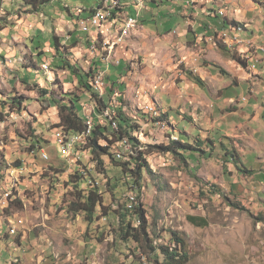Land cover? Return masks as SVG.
I'll use <instances>...</instances> for the list:
<instances>
[{
	"label": "rangeland",
	"instance_id": "374dc122",
	"mask_svg": "<svg viewBox=\"0 0 264 264\" xmlns=\"http://www.w3.org/2000/svg\"><path fill=\"white\" fill-rule=\"evenodd\" d=\"M98 2L99 0H52L32 14H44L45 19L39 14L41 19L38 24L47 25L52 35L57 34L66 40L72 32H75L81 40L85 35L79 29L78 18L85 16L79 17V9L92 8ZM134 3H136L134 9L128 8L125 17L134 13L136 15L137 11L140 12L141 19L138 24H133L125 44L117 49L112 57L114 58L117 53V59L120 54L121 64L124 67L123 70H117L113 66L119 68V65L111 66V71L114 72L111 73L117 77L115 84L117 93L112 102L115 111L121 107L123 114L142 127V132L135 134L139 136V141L135 142V145L139 150L142 147L148 152L146 157L153 173L146 174V181H143L142 185L139 187L135 185L134 193L138 198L137 204L142 202L145 205L149 220L154 223L151 228L154 232L153 238L156 243H169L170 241L165 239L170 238L167 231H179L187 242L189 254L188 261L183 264H264V204L260 202L264 197V186H257L249 176L251 173L246 172L250 167L253 168L254 173L257 172L259 151L247 145L251 143L246 138L237 139L246 145L242 155L236 158L238 166L235 162L227 161H232V158L224 155V152L236 148L227 140L225 142L229 148L222 145L221 132L215 128L217 117L222 114L217 111L214 104L218 105L220 98L217 99V90L213 88L215 79L206 77V72L210 73L207 69L211 68L221 74L222 78L217 80L222 87H225L223 98L236 100L240 90L238 91L239 88L236 86H226L229 85V78L224 76L225 70L218 67L214 60L211 61L214 63L213 66H210L209 60L215 58H208L210 55L207 57L204 54L205 50L202 51V46L199 44L197 48L196 40L191 39V37L197 39L201 34H196L195 27L186 23L188 18L186 16L191 6L186 5L184 13L187 12V15L184 16L179 7L183 6L182 3H166L165 6L158 7L149 0L147 4L152 6L154 11H151L152 16L146 18L144 0L130 1V4ZM66 4L75 7L77 23L66 9ZM18 6V11L13 12L30 14L28 7L22 4ZM197 6L199 5H194L193 9ZM119 11L116 12L117 16L121 14ZM207 13L217 17L219 23L211 27L210 24L208 25L207 42L202 43L224 46L221 32L226 31L229 33L226 44H231L234 39L231 30L223 26L238 22L228 17V6L225 4L217 10H207ZM44 20L47 22L44 23ZM21 30L32 33V30L30 31L26 26L21 27ZM216 30H218L217 34H213ZM32 34L37 38L41 33L33 28ZM40 40L45 46V36L38 38L37 42L30 39L28 45L32 47L40 45ZM67 44L66 47L70 48L67 56L69 58L73 53L71 49L73 40L68 41ZM250 44L257 45L252 42ZM262 47L264 46L255 48V55L245 53L248 55V65L249 59L256 56ZM83 56L84 58L80 59L71 57L73 61L68 60L88 72L89 57ZM47 58H50L51 62V72H48L47 76L53 77L52 72L55 69L56 72H60L57 78L51 79L52 84L46 82L45 88L52 92V97L48 95L43 99L44 101L37 100V102L34 101L36 97H31L26 101V93L16 87L10 93L11 97L7 98L0 107V181L6 180L9 169H16L15 165L18 161L23 163L21 171H25L21 173V184H25L21 185L18 195L8 204L0 205L2 208L0 209V264H147V257L145 258L142 252L136 255L131 248L125 249V245L116 247L113 237L106 238L103 243L96 239L103 228L107 227L109 231L111 214L105 215L99 210V218L92 221L91 229L87 232L86 214L75 213L70 208V202L79 198L76 189L65 183L70 173L78 170L79 174H84L81 187L85 193L96 186H99L101 192L106 187L107 181L104 182V178L89 169L91 164H94V162L88 163L86 158L91 156L92 161L89 144L80 147V158L83 157L81 161L78 159L70 166L63 160L68 164L64 172H58L52 165L50 166V164L59 165L62 161L61 158L55 157V154L52 160L46 162L39 155V147L36 146L37 154L33 153L32 146L37 143L38 138L43 146L48 147L52 139L53 126L59 122H57L59 111L53 105L55 103L53 98L61 101L64 96L73 97L78 101L83 98L85 102L94 101L89 98L86 89L78 84V78L69 69H60L59 61H54L55 58L53 59L50 53L46 54V58L37 57L38 63L35 62V65L40 66L42 62L47 61ZM250 66L252 69L257 68L256 63ZM38 73L42 79H45L44 68H40ZM191 73L201 78L203 84H198L194 78H190ZM26 77H30L29 73H26ZM108 83L111 88L112 82ZM28 84L22 83L19 87L37 88ZM55 84L56 87H52ZM247 87L248 84L245 83L239 97H243L242 91ZM21 95L24 96L22 99L24 102L18 109L13 104V98L15 96L20 98ZM49 102L52 106L49 104L46 108L44 104ZM85 102H80L81 112ZM37 103L41 105L38 106ZM149 104L153 108L151 111L167 110V113L161 116L162 119L164 118L163 125L159 124L162 125L161 127L158 125L159 120H152L154 114L145 110V106ZM38 112L45 116L43 121ZM96 115L95 113V120ZM102 118L104 119L100 116L101 121ZM33 126L40 127V133L35 134L38 135L37 137H34L30 129ZM206 129H211L210 134ZM32 138L36 140L33 141ZM178 138L187 140L199 148L204 146L208 153L200 150L197 154H187L188 158L181 160L173 152H165L155 146L168 145ZM208 139L214 140L212 146L214 148L208 144ZM51 149L55 150V142L51 145ZM128 149L129 146H126V154L130 155ZM114 160L105 157V172L108 173H105L101 167H97V170L103 171L107 179L108 177L128 179L129 172H123V165H116ZM84 170L101 184H91ZM256 180L261 184L258 176ZM112 181L111 189L116 187L114 189L116 196L127 204L132 189L129 185ZM7 184L8 181L2 182L0 193ZM105 190L104 197L108 210L110 207L115 208V195ZM190 216L205 218L207 221L197 219L193 223ZM19 217L24 219L27 235H20L15 245H11L14 238L8 236H13L16 218ZM1 219L8 220L1 221ZM160 236L163 238L159 239ZM144 246L147 248L144 250L146 256L153 260L154 255L147 247L146 241Z\"/></svg>",
	"mask_w": 264,
	"mask_h": 264
},
{
	"label": "crops",
	"instance_id": "0c3cea01",
	"mask_svg": "<svg viewBox=\"0 0 264 264\" xmlns=\"http://www.w3.org/2000/svg\"><path fill=\"white\" fill-rule=\"evenodd\" d=\"M128 1L130 2L132 0ZM186 1L187 0H179L177 3V1L173 0H155L154 4L159 7L165 6L166 3H182L183 6L179 7L182 9V15L185 16L187 15V12L184 13V11H186ZM19 4L20 3L18 0H0V107L3 106L7 98L11 97L10 93L16 87L26 93V101H29V98L31 97H36L34 99L36 102L37 100L42 101L48 95H52V92L43 98L41 97V94H39V89L42 90L45 88L46 82H50L52 84L51 81L54 80L55 77L57 78V75L60 74V72H56L55 69L52 72L54 75L53 77L47 76V73L51 71H46L44 67L46 64L51 63L50 58H47V61L44 63L42 62L40 66L35 65V62L38 63L37 57L43 56L46 58L47 53H50L53 59L55 58L54 61H58V59H60L53 42L54 35H52V32L47 27V25L41 23L38 24L41 19L40 15H42V19H45L43 13H30L23 15L13 12L16 10L18 11ZM196 4L199 6L193 9L194 5ZM225 4L228 6V17L230 20H235L242 25L241 26L240 24L234 22L225 24L223 26V28H230L231 26L230 30L234 38L231 41L232 43L230 42L231 44L226 45H233V50L238 51L241 54V57L242 54L245 53L255 55V49H253L250 43L252 42L257 44V47L264 46V0H191L192 8L188 10L189 12L188 16H186L188 17L186 19V23L195 27L194 32H196V34L201 33L198 35L197 39L191 37V39L193 38L194 41L196 40V47L200 44L202 46V51L205 50L204 54H206L207 57L210 55L208 58H215L209 60V65L213 66L215 63L218 67H221L225 70L226 73L223 72V74L225 77L229 78V85H226L227 87H238V91L240 90L239 94L241 95V90L245 87V83L248 84L247 89L242 91V98L239 97L240 95L237 96L238 98L236 100L231 98H223L225 95V87H222L220 82L217 80L222 78L221 74L219 71L215 72L211 68L207 69L210 71V73L206 72V77L215 79L216 82L213 88H216L217 90V99L220 98L219 104L214 105L217 111L222 114L217 117L215 124V128L221 132V141H231L232 145H234L240 155H242L246 145H244L242 141H237V139L243 140L246 138L251 143L247 145L259 151V155L257 157V172L254 173L252 167H250L248 170L252 171L250 172L251 174L249 176L253 178L254 183L261 187L264 186V51L260 50L256 56L251 57V59H249V67L245 68L232 57L231 53L233 51L231 49L225 46H217L219 44L213 45L210 43H202L207 42L206 37L208 36V33L204 30L208 28V25L210 24L211 27V25H216L219 23V19L215 16L208 15L207 10H217ZM134 6L135 4H133L131 7L134 9ZM92 8L87 9L90 10ZM128 8H130V5L126 6V8H121L119 11L121 14H118L112 23H105L102 26L93 28L92 34L82 32L86 38L84 36L81 40H79L78 35L75 32H72L70 37L66 38V40H63L62 42L64 45H68V41L73 40L74 43L75 39L78 40V43L71 48L73 52L69 57L71 61H73V58H84L83 55H85L89 57L88 63H90V68H98L102 64L101 61L103 59L100 55L93 56V53L90 51V38L94 34H97V36L100 38H103L106 35L109 36L111 34L116 35L118 30L123 25L122 22L125 18L126 12L128 11ZM66 9L76 21L73 6H66ZM146 10V18L153 15L151 13V11H154L152 6L147 4ZM221 12L224 13L223 10ZM2 18L3 20H1ZM46 22L47 21L44 20V23ZM32 23L33 25H31ZM23 26L29 28L30 31L32 30V33L34 28L41 34L37 38L33 37L32 33L26 32V30H21V27ZM234 26H239L242 28L244 26V28L242 31L236 32L233 31ZM217 31L218 30H216L213 34L217 33ZM43 36H45L46 40L45 46H43L42 40H40V45L35 47L28 45L30 39L37 42V39L42 38ZM121 47L122 46L119 48ZM116 55L111 61H105V65H119V58L121 59V57L119 54V57L116 59ZM212 60L215 62L212 63ZM254 63L257 64V68L252 69L250 65ZM113 67L117 70H120V68H117L116 66ZM40 68H44L45 70V79H42L38 73ZM26 73H29V78L26 77ZM22 83H29L28 85L30 87L37 86V88L27 89L26 86L19 87V84L21 85ZM52 87H56V84L52 85ZM108 87L110 89L109 84ZM81 102H85V100ZM241 102L245 103L242 104ZM222 103H224V105H222ZM38 104L41 105V103H37V105ZM163 112L167 113V110ZM241 113L244 115H240ZM38 115L40 116L41 121H43L45 116H43L40 112H38ZM58 121H60V118L57 120V122ZM39 128L37 131L38 133H40ZM206 131L209 132L211 129H206ZM257 176L259 177L261 184L256 180ZM261 200L262 201L260 202L264 204V197L261 198Z\"/></svg>",
	"mask_w": 264,
	"mask_h": 264
},
{
	"label": "trees",
	"instance_id": "16d2710c",
	"mask_svg": "<svg viewBox=\"0 0 264 264\" xmlns=\"http://www.w3.org/2000/svg\"><path fill=\"white\" fill-rule=\"evenodd\" d=\"M52 0H18V2L22 5H25L29 8V12H36L39 11L43 6L50 3ZM149 1V0H147ZM155 2V0H152ZM175 1V0H173ZM147 3V2H146ZM135 4V3H134ZM133 4L130 5V9ZM66 6H69V4H66ZM119 3L116 4L115 8L117 10H121V8L124 7H118ZM129 9V10H130ZM115 10V12L117 11ZM190 10V9H189ZM79 17L81 16H87L88 9H84L81 7L79 9ZM130 12V11H129ZM93 16V15H92ZM141 19V18H140ZM3 20V18L1 19ZM140 21V20H139ZM79 26V24H78ZM80 29V28H79ZM82 32V30L80 29ZM205 32H208V28ZM90 34L89 32H86ZM217 34V33H215ZM92 38V37H91ZM91 38H90V44H91ZM53 42L57 51V54L59 55L58 61H59V68L60 69H69L71 73H73L78 78V84L85 88L87 91V94L89 95L90 99H95L97 101L96 106V125L93 134H91V142L89 144L91 148V154L92 159L94 161H97L96 167H101L105 172V157L109 158L110 160H114V152L113 147L117 140L122 138L123 136H126L129 138L130 141H132L131 148L129 150V154L134 156V166H131L129 162H123V161H115L116 165L122 166L123 165V172L128 173L129 172V178L126 180L119 179V178H113L108 177L105 192H112L115 195V208L110 207L109 210L106 206V199L104 197V190L101 192L99 186H96L95 188H90L88 193L84 192V189H82L81 184H83V178L82 176L84 174H79L78 170L75 172L70 173V176L68 180L65 182L69 185H72L74 189H76L77 194H79V198L76 200L74 199L72 202H70V208L74 210L75 213L84 212L87 216V225L88 230L90 231L92 226V221H95L99 218V210L101 213H104L105 215L110 216V224H109V231L107 230V227L103 228L100 231V234L97 235L96 232V239L103 243L106 238L113 237L114 245L117 247L119 245H125V249H132V251L137 255L139 252H142L145 256V258L148 260L147 264H183L186 261H188V251H187V242L182 237V234L177 230H168V234L170 238H165L166 240L170 241L169 243H156L155 239L153 238L154 232L151 230V228L154 226V223L151 222L149 219V216L147 215V210L145 208V205L141 202L137 204L138 198H136L135 201L131 199V196L133 193H130L129 200L126 204L125 202H122L117 196L114 191L116 187L111 189V183L114 181L121 182L124 185H129V187L134 191L136 187H139L142 185V182L146 181V174H151L153 171L151 170L150 163L148 162L147 155L148 152L144 151L142 147L141 150H139V147L135 145V142L139 141V136L135 135L136 132H142V127L136 123L133 122L131 118L123 114V110L118 108L117 115H115L116 119L118 120L119 124V130L116 131L114 128H112V125L107 119H103L101 121L100 116L102 115L103 111L107 107H111V103L113 101V95H114V87L117 83L116 76L112 73V75H108L107 79L108 82L111 83V88L107 89V94L103 95V98L98 97V93L93 88L92 84L90 83V79L92 78V75L94 74L93 68H90V70L87 72L81 68L75 63H72L69 61L67 56L69 55L70 48L66 47V45L63 44V38L61 36L54 34L53 36ZM78 43V40L75 39L73 46H75ZM72 46V47H73ZM224 47V46H222ZM226 47V46H225ZM232 57L240 63L243 67H246L247 58L241 57L237 52H232ZM61 63V64H60ZM122 63V62H121ZM119 64L120 70H123L124 67L122 64ZM114 76V77H113ZM190 78H194L195 81L198 84H203V81L199 77H195L193 73H191ZM39 92L41 94V97L45 98L49 91L46 90V88H43L42 90L39 89ZM24 96L14 97L13 104L16 105V107L19 109L22 103L24 102L23 99ZM52 97V95H51ZM61 101L57 100L56 98H53V101L55 102L53 105H55L56 108H58L59 111V118L60 121L53 126V130L55 128H63L65 133L68 135H74L82 132L85 129V123L82 116V112L80 111V102L78 99H75L73 97H64ZM80 99V98H79ZM44 104V103H43ZM49 102L47 105L44 104L46 108L49 107ZM52 106V104L50 105ZM151 114H154L152 117V120H159L162 121L163 119L161 116L165 113L161 111L156 112H150ZM147 114V113H146ZM148 115V114H147ZM164 121V120H163ZM170 121V120H165ZM171 122V121H170ZM39 128V127H38ZM38 128L33 126L30 127L31 131L33 132L34 137L35 134H38ZM218 130V129H217ZM133 132V133H132ZM211 131H209L210 134ZM208 134V135H209ZM207 135V136H208ZM31 140L35 141V138H32ZM202 141V140H198ZM40 138L37 139V143H35L32 147L33 150L36 149V146L38 148V152L40 155V148L44 147L47 152L50 155V159L52 160L53 154H55L57 158H61L59 153L56 149V143H55V150L51 149V145L54 144V141L51 139L50 144L48 147L43 146L41 143ZM49 140L46 141L48 143ZM224 146L227 147L226 142L222 141ZM139 143V142H138ZM197 143V142H196ZM214 140L208 139V144L212 147L214 145ZM156 147L160 148L161 150L165 152H173L176 156H178L181 160L187 159L188 155H193L194 153H198V151L201 150V152L208 153V150L203 148H199L197 145L187 142V140H172L168 143V145H155ZM48 148V149H47ZM214 148V147H212ZM229 148V147H227ZM55 151V152H54ZM228 151V150H226ZM52 154V156H51ZM140 154V155H139ZM224 155L231 156V163H236L238 166V163L236 161V158L240 157V153L238 150L233 149L230 152H224ZM226 159V158H225ZM60 164H56L54 166L52 165L54 170H58V172H64L66 171V168L68 167V164L63 162L64 159L61 158ZM94 161H89L94 162ZM23 163L21 161L16 162L15 166H22ZM115 165V164H114ZM103 172V171H102ZM103 172V173H104ZM246 172H252L250 170H246ZM108 173V172H105ZM106 175V174H105ZM109 180V181H108ZM136 185V187H135ZM193 223L196 222L197 219H202L203 221H207L205 218H197L195 216H190ZM263 219V218H260ZM140 220L141 222L138 223L137 221ZM117 223V225L115 224ZM163 238V236H160L159 239ZM146 241L147 247L152 251V255H154V259L149 258L146 256V252H144L145 249H147L144 246V242ZM127 254V251L125 252Z\"/></svg>",
	"mask_w": 264,
	"mask_h": 264
},
{
	"label": "built area",
	"instance_id": "2783aa9c",
	"mask_svg": "<svg viewBox=\"0 0 264 264\" xmlns=\"http://www.w3.org/2000/svg\"><path fill=\"white\" fill-rule=\"evenodd\" d=\"M177 1V0H175ZM187 7L191 6V0H187L186 2ZM126 5H131L128 0H119V6L118 7H124L126 8ZM114 8H111L108 6L107 0H99L98 4L93 7L92 9H88V15L87 17V25H82V32H87L88 29H91V16L96 14H103L104 18L110 19V12L113 11ZM189 9V8H188ZM73 10L75 11V7L73 6ZM140 20V19H139ZM223 45L227 48L233 50V45H226V39L222 41ZM253 49H255L257 46H252ZM92 50V49H90ZM102 64L98 68H93L94 74L92 75V78L90 79V83L92 84L95 91L98 93L99 98H103V95L107 94L108 89V82H107V76L109 75L111 71L112 65H105V59L101 61ZM121 63V59L119 58V64ZM50 64V63H48ZM115 97V95H114ZM94 101H88L87 103H84V107L82 110V116L85 123V129L74 135H68L65 133L63 128H57L53 130L52 134V140L56 143V149L59 153L60 157L64 159L70 166L74 164L75 161L80 159V161L83 159V157L80 158V147L90 144L91 142V132H94L96 121H95V113L96 111V100L92 99ZM145 110L147 109V106H145ZM104 113V119H107L110 124L112 125V128L114 130L118 131L120 128L119 125L116 123V111L114 110L113 102L111 103V107H107L103 111ZM126 146H131L127 143L125 136L117 140L113 147L114 157L118 161L123 162H129L131 166H134V156L133 155H127L126 154ZM91 150V148H90ZM34 154H37V150H33ZM92 155V154H91ZM40 157L43 161H48L50 159V155L47 152V150L42 147L40 148ZM87 161H91V156L86 157ZM92 161H94L92 159ZM97 162L94 161V168H91L90 170H94L99 177L104 178V182L107 181V177L105 173L99 172L97 170ZM17 173H25V171H21V166H16ZM88 173V172H87ZM6 181V180H3ZM3 181H0V185ZM25 183H22L21 185H24ZM96 184H101L99 180L96 179ZM133 193V201H135V193ZM6 204V201L4 202V205ZM8 220V219H1ZM22 229H24L22 231ZM26 226L24 219L22 218H16V225L14 227V234L13 236H8L11 238H14L11 242V245H15V241H17V238L20 235H27V232L25 231Z\"/></svg>",
	"mask_w": 264,
	"mask_h": 264
},
{
	"label": "bare ground",
	"instance_id": "6f19581e",
	"mask_svg": "<svg viewBox=\"0 0 264 264\" xmlns=\"http://www.w3.org/2000/svg\"><path fill=\"white\" fill-rule=\"evenodd\" d=\"M108 6L111 8H114L113 11L110 12V19H106L104 18L103 14H96L91 16V29H88L87 32H89L90 34H92V30L93 28H97L99 26H102L105 23H109L112 20H114V18H116V12H115V6L116 4L119 3V0H107ZM136 5V3H135ZM147 3L144 0V6L143 8H146ZM142 8V9H143ZM223 14V12H221ZM139 14L140 12H136L132 14V16H127L124 18V24L123 26L118 30V33L116 35H109V36H104L103 38H100L99 36H97V34H94L91 38V44H90V50L93 53V56H97L100 55L102 56V59L105 61H111L112 57L115 53V51L122 45L125 44L126 38L129 36L130 32H131V28L133 26V24L135 23H139ZM78 24H79V28L82 30V25H87V18L82 17L78 19ZM231 29V26H230ZM233 31H242V27L239 26H234ZM221 37L224 39H228L229 38V33L226 31L221 32ZM251 46H254L253 44H251ZM262 50H264V47L261 48ZM245 58H248V55L244 54ZM45 70L46 71H50V64H46L45 65ZM109 89V88H108ZM117 90H115L114 95H116ZM114 95H113V100H114ZM147 111H151L153 108L152 106L149 104L147 105ZM157 109L151 111V112H156ZM116 115H117V111H116ZM104 117V113H102V115ZM163 121V120H162ZM162 121L158 122L159 124H162ZM116 123L118 124V120L116 119ZM162 125H159L160 127ZM91 134H93V132H91ZM128 144L132 145V142L129 140V138L125 137ZM131 146H129L130 150ZM130 153V152H129ZM90 168H94V164H91ZM85 174L86 177L90 179L91 184H96V179H93L89 176V174L87 173L86 170ZM6 181H8V184L6 185L7 187L4 189L3 192L0 193V205H4V202L6 201V204H8V202H10V200H12L13 198H15L18 195V192L20 191L21 188V173H17L16 169H9L7 171V178ZM137 196L135 194V200H136ZM131 199L133 200V195L131 196ZM5 204V205H6ZM2 209V208H0Z\"/></svg>",
	"mask_w": 264,
	"mask_h": 264
},
{
	"label": "clouds",
	"instance_id": "9594fccd",
	"mask_svg": "<svg viewBox=\"0 0 264 264\" xmlns=\"http://www.w3.org/2000/svg\"><path fill=\"white\" fill-rule=\"evenodd\" d=\"M232 51L237 52L239 55H241V54H240L238 51H236V50H232ZM246 64H247V63H246ZM246 67H248V65H246ZM246 67H245V68H246ZM110 73H111V71H110ZM110 73H109V74H110ZM109 85H110V84H109ZM132 133H133V132H132ZM137 222L140 223L141 221L138 220Z\"/></svg>",
	"mask_w": 264,
	"mask_h": 264
}]
</instances>
